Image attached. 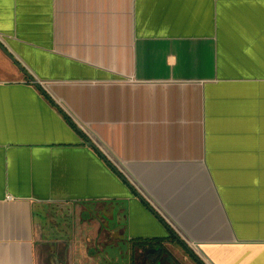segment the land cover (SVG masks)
Instances as JSON below:
<instances>
[{
    "label": "crops",
    "instance_id": "1",
    "mask_svg": "<svg viewBox=\"0 0 264 264\" xmlns=\"http://www.w3.org/2000/svg\"><path fill=\"white\" fill-rule=\"evenodd\" d=\"M0 41V264H264V0H0Z\"/></svg>",
    "mask_w": 264,
    "mask_h": 264
},
{
    "label": "flooded vegetation",
    "instance_id": "2",
    "mask_svg": "<svg viewBox=\"0 0 264 264\" xmlns=\"http://www.w3.org/2000/svg\"><path fill=\"white\" fill-rule=\"evenodd\" d=\"M102 249H104L103 253H98L97 256L103 264H108L107 257L109 259H111L112 256L119 258V250H121L122 256L126 255L128 259L124 257L119 259V262H117V260L113 261L112 264H209L205 259H203V257L188 250V255H186V258L184 259L163 243H159L157 245L152 244L149 247L144 248L143 251H139V256L133 255V257L129 248L116 249L112 247L111 244H106ZM137 256L139 259L138 262L136 261Z\"/></svg>",
    "mask_w": 264,
    "mask_h": 264
},
{
    "label": "rangeland",
    "instance_id": "3",
    "mask_svg": "<svg viewBox=\"0 0 264 264\" xmlns=\"http://www.w3.org/2000/svg\"><path fill=\"white\" fill-rule=\"evenodd\" d=\"M23 76H26V75L17 67V65L0 48V80L13 81V80H17L18 77H23ZM59 209L60 208H57V210H59ZM52 210H54V209H52ZM57 210H56V212H58ZM49 212H51V210ZM52 212H54V211H52ZM109 235L110 234H108L106 232V234H104V237L108 236L110 238ZM107 240H108V238H107ZM103 251H104V249H102V247H100V246L97 247V245H95L94 248L90 250L91 253L95 252L94 253V258H95L94 259V264L97 263L96 262V260H97L96 256L98 255V253H103ZM124 257L127 258L126 255H124V256L121 255V256H119V259L124 258ZM107 259H108V264H112L113 261H116V260H117V262H119L118 258L115 257V256H112L111 259H109L107 257ZM138 261H139V259H138V256H137V262ZM68 263H70V261ZM120 263H121V261H120Z\"/></svg>",
    "mask_w": 264,
    "mask_h": 264
},
{
    "label": "water",
    "instance_id": "4",
    "mask_svg": "<svg viewBox=\"0 0 264 264\" xmlns=\"http://www.w3.org/2000/svg\"><path fill=\"white\" fill-rule=\"evenodd\" d=\"M0 48L2 49V51L17 65V67L27 76L31 79V81L36 85L39 86V82L32 76V74L24 67V65H22V63H20L18 61V59L5 47V45L0 41ZM87 140L89 141V144L92 147H95L94 142H92L91 140H89L87 138ZM188 251L191 252V250L186 247Z\"/></svg>",
    "mask_w": 264,
    "mask_h": 264
},
{
    "label": "trees",
    "instance_id": "5",
    "mask_svg": "<svg viewBox=\"0 0 264 264\" xmlns=\"http://www.w3.org/2000/svg\"><path fill=\"white\" fill-rule=\"evenodd\" d=\"M46 95V94H45Z\"/></svg>",
    "mask_w": 264,
    "mask_h": 264
}]
</instances>
